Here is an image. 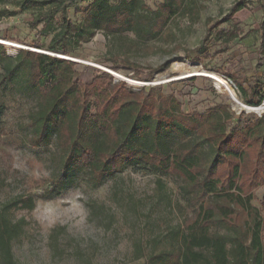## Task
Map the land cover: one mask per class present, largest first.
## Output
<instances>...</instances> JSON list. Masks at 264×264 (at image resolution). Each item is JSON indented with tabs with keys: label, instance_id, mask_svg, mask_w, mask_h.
Returning a JSON list of instances; mask_svg holds the SVG:
<instances>
[{
	"label": "rangeland",
	"instance_id": "rangeland-1",
	"mask_svg": "<svg viewBox=\"0 0 264 264\" xmlns=\"http://www.w3.org/2000/svg\"><path fill=\"white\" fill-rule=\"evenodd\" d=\"M125 1L136 16L145 13L144 7L156 10L164 2ZM238 1L245 7L225 19ZM121 2L70 0L66 14L77 26L93 8ZM5 6L13 14L0 18V40L21 45L0 43L11 57L23 48L62 55L57 57L76 62L80 81L106 73L111 86L123 81L134 93L153 87L167 102L170 98L180 102L184 114L223 106L231 113L227 132L264 118V108L256 111L257 106L241 101L238 87L241 83L248 90L255 81L264 83V0H184L153 38L102 28L67 55L50 52L51 34L41 35V25H30L48 4L32 9L0 2V8ZM207 18L210 24L219 23L203 39ZM59 20L57 15L55 26ZM205 72L226 81L237 101ZM3 101L0 215L20 225L11 242L17 264H152L153 255L178 247L197 210V204L189 203L191 194L185 193L181 178L132 162L94 186L88 169L67 160L52 134L41 146L30 145L28 115L35 107L30 92L12 83ZM244 168L243 187L252 194L264 223V156ZM29 199L32 208L25 207ZM262 241L264 245V229Z\"/></svg>",
	"mask_w": 264,
	"mask_h": 264
},
{
	"label": "trees",
	"instance_id": "trees-1",
	"mask_svg": "<svg viewBox=\"0 0 264 264\" xmlns=\"http://www.w3.org/2000/svg\"><path fill=\"white\" fill-rule=\"evenodd\" d=\"M6 1L32 9L48 4L30 25H41V35L51 34L47 49L63 55L102 28L153 38L184 2L164 0L156 10L144 7L145 13L136 16L131 3L122 0L105 9L93 8L76 26L66 14L65 3L70 0H0ZM245 5L235 2L225 19ZM12 14L6 6L0 8V18ZM57 15L60 20L55 26ZM210 21L206 19L203 39L219 23ZM76 65L26 48L11 57L0 44V131L6 110L4 92L12 83L19 84L35 101L28 115L30 145L39 147L52 134L67 160L88 169L94 186L132 162L185 182L189 203L197 204L195 217L180 236L178 247L153 255L152 264H264L263 219L252 204V194L243 187L244 166L264 156V118L227 132L231 113L223 106L184 114L180 102L174 98L167 102L153 87L134 93L123 81L111 86L106 73L80 81ZM152 77L151 73L145 81ZM238 87L244 104L264 102V83L255 81L248 90L241 83ZM261 173L264 180V168ZM25 205L32 208V200ZM19 230V224L0 215V264H17L11 242Z\"/></svg>",
	"mask_w": 264,
	"mask_h": 264
},
{
	"label": "bare ground",
	"instance_id": "bare-ground-1",
	"mask_svg": "<svg viewBox=\"0 0 264 264\" xmlns=\"http://www.w3.org/2000/svg\"><path fill=\"white\" fill-rule=\"evenodd\" d=\"M0 41L3 42L4 45H8V46H10V45H16V46H19V47L21 46V45H18L16 43H13L11 41H8V40H0ZM22 47H24V46H22ZM57 56H62V55H57ZM62 57H65V56H62ZM205 75H207L208 77H210L214 81L215 85L218 88H220V89L222 88V89L226 90V92L228 93V95L230 97H232V99H233L234 93L232 92V90L229 88L228 84L222 78H220L218 75H216L214 73H211V72L210 73H206L205 72ZM262 108H264V104L263 105L261 104L260 106H257L254 109L256 111H258L259 109H262Z\"/></svg>",
	"mask_w": 264,
	"mask_h": 264
},
{
	"label": "built area",
	"instance_id": "built-area-1",
	"mask_svg": "<svg viewBox=\"0 0 264 264\" xmlns=\"http://www.w3.org/2000/svg\"><path fill=\"white\" fill-rule=\"evenodd\" d=\"M0 43H3V42H1L0 41ZM228 81L236 88V86H235V84L232 82V80H230V79H228ZM226 82V81H225ZM227 83V82H226ZM228 84V83H227ZM229 86V85H228ZM233 100H235V101H237L236 99H235V97H233ZM246 107H248V106H246ZM248 108H252V107H248Z\"/></svg>",
	"mask_w": 264,
	"mask_h": 264
}]
</instances>
